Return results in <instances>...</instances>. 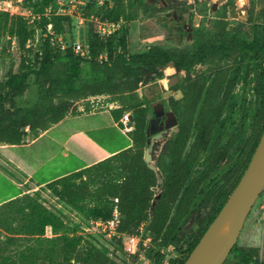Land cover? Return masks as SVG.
<instances>
[{"label":"trees","instance_id":"obj_1","mask_svg":"<svg viewBox=\"0 0 264 264\" xmlns=\"http://www.w3.org/2000/svg\"><path fill=\"white\" fill-rule=\"evenodd\" d=\"M133 5V0H106L102 5L97 0H86V5L79 8L84 19L80 26L85 33L82 43L87 46L84 56L74 53L72 43L62 50L54 44L55 38L63 40L65 29L75 19L58 14L57 0H23L22 8L29 13L28 19L0 13V41L6 36V46H14L19 54L17 70H8L0 81V145H22L28 134L35 139L66 117L91 112L88 102L91 98L104 97L107 104L117 105L110 110L116 124L129 112L134 122L129 132L131 147L44 187L88 221H109L116 208L119 234H134L144 225L150 244L143 257L149 264H183L236 186L257 146L264 129V100L258 106L256 137L242 158L241 173L233 180L224 173L221 179L207 181L200 178L203 170L191 177L196 158L182 160L191 119L190 114L181 112L180 132L176 141L168 145V160L156 163L163 179V186L156 193L155 173L143 160L149 141L151 106L156 97L140 96L144 88L140 77L156 72L174 61V57L157 45L143 52L129 48L132 23L137 19L131 10ZM95 20L120 23V26L102 38ZM49 25L52 34L47 31ZM33 51L35 57L31 59L29 55ZM2 52L0 46V60ZM28 78H32L35 92L32 103L25 107L13 105L14 98L28 87ZM9 102L12 107L4 109ZM205 163L202 167L206 170L216 166L212 156ZM189 220L195 223V229L182 239L180 231ZM47 228L51 238L45 237ZM0 229L15 235L6 239L7 245L25 237L37 243L20 252L18 261L4 256L1 264H126L128 258L138 257L124 252L121 237L105 240L99 247L84 240L74 234L64 217L49 212L37 196L28 194L0 205ZM114 242L120 255L116 258L110 256L109 250V244ZM173 253L177 256L168 257ZM230 258L231 264H264V231L261 247L236 244L227 260Z\"/></svg>","mask_w":264,"mask_h":264},{"label":"flooded vegetation","instance_id":"obj_2","mask_svg":"<svg viewBox=\"0 0 264 264\" xmlns=\"http://www.w3.org/2000/svg\"><path fill=\"white\" fill-rule=\"evenodd\" d=\"M133 1L142 31L174 57L158 69L169 73L156 81L161 93L150 95L157 133L148 138L161 134L165 144L157 163L168 160L186 112L191 130L182 160L196 158L191 177L203 170L200 178L207 181L224 173L233 180L256 137L264 100V0ZM211 156L216 166L206 170L202 164Z\"/></svg>","mask_w":264,"mask_h":264},{"label":"rangeland","instance_id":"obj_3","mask_svg":"<svg viewBox=\"0 0 264 264\" xmlns=\"http://www.w3.org/2000/svg\"><path fill=\"white\" fill-rule=\"evenodd\" d=\"M22 2L23 0H0V13L20 15L28 19L30 15L22 8ZM70 12L75 18L76 15L79 16L82 13L78 9V14L72 9H70ZM76 20L74 19L73 24L65 29L63 37L65 46L75 41L80 42V44H83L82 41L85 42V33L80 28L83 25H79ZM142 23L141 20L136 19L131 27L129 48L135 52L146 51L150 45L155 44L149 40V35L142 31ZM7 40L8 38L3 36L0 41V46L3 48L0 60V81L4 80L8 70L16 71L19 64V54L15 51L14 46L12 48L6 46ZM29 57L31 59L35 57V51ZM167 74L158 70L154 73L143 74L140 80L144 82V88L140 90V96L145 94L149 98L152 93L155 95L161 93L159 83L156 81L163 76H167ZM26 84L28 87L21 95L14 98L13 105L25 107L32 103L35 93L32 78H28ZM161 84L164 88L167 87L165 81ZM105 100L104 97L89 99L91 112L66 117L60 123L40 133L35 139L28 134L22 145H0V205L22 194L37 196L41 205L56 216L64 217L69 228L74 230V234L82 236L84 240L97 247L103 246L106 241L111 240L113 237L110 238L106 234L105 236L100 234L102 233L100 229L91 226L90 221L84 216L58 201L44 187L60 177L82 169L86 164L112 151H122L124 147L131 146V137L123 129L127 125L122 126L119 121L115 124L111 114L110 110L116 109L117 105L107 104ZM11 107L10 102L4 105V109H10ZM80 110H82V107H80ZM163 141L156 142L153 147L152 161L155 166L158 158L165 155ZM39 184H42L43 187H39ZM259 202L264 203L260 198L253 206L237 240L236 244L238 246L261 247L264 218L261 215L263 210L260 209ZM15 225L14 223L13 226ZM194 229L195 223L189 220L183 226L179 235L184 239ZM14 236L0 229V262L4 256L9 257L10 260L18 261L20 252L37 245L36 242L32 239L29 240L27 237L7 245L6 239ZM45 237H52L49 228L45 230ZM109 246L111 257L120 256L115 249V242L109 244ZM145 251H140L135 259L128 258L126 264H149L143 257ZM175 256H177L176 253L168 255V257ZM231 263L232 259L230 258L225 264Z\"/></svg>","mask_w":264,"mask_h":264},{"label":"water","instance_id":"obj_4","mask_svg":"<svg viewBox=\"0 0 264 264\" xmlns=\"http://www.w3.org/2000/svg\"><path fill=\"white\" fill-rule=\"evenodd\" d=\"M170 94L169 91L164 97ZM154 124L155 120H151L147 136L157 133V130L153 129ZM161 137V134L151 137L143 154L145 164L155 173L158 185L156 193L160 192L163 179L152 161V153L154 144ZM263 187L264 129L242 176L183 264H224L236 245L244 223L259 199Z\"/></svg>","mask_w":264,"mask_h":264},{"label":"built area","instance_id":"obj_5","mask_svg":"<svg viewBox=\"0 0 264 264\" xmlns=\"http://www.w3.org/2000/svg\"><path fill=\"white\" fill-rule=\"evenodd\" d=\"M106 0H97L98 5H102ZM109 1V0H107ZM57 4L59 6L58 9V14L61 15H69L73 16L71 14L70 9L75 10V12L78 14L77 9L84 7L86 5V0H57ZM75 18V16H74ZM77 19V20H76ZM92 19V17H91ZM75 20L79 25H83L84 19L79 15H76ZM96 21L97 24V32L98 34L103 38L106 36H109L110 34L114 33L115 31L118 30L120 23H109L107 21ZM47 31L49 34H52L51 31V26L49 25L47 27ZM63 40L61 37L55 38L54 44L59 47L61 50L64 49L65 45L63 44ZM72 50L74 51L75 54H78L80 56H84L87 52V46L80 44V42H72L71 44ZM119 123L124 126L127 125V127H123L124 130H126L128 133L133 129L134 122L131 118V114L129 112L124 113L122 117L119 120ZM262 198L264 201V187L262 189L261 195L259 199ZM258 199V200H259ZM257 200V201H258ZM115 203H117V200H114ZM260 203V209L263 210L261 212L262 218H264V203ZM118 224V216H117V210L114 208L113 210V215L112 219L109 221H101V220H96V221H90V225L94 226L96 229H100L103 236L107 237H116L122 238V244H123V250L125 253H127L130 256H136L139 254L140 251H145L147 247L150 244V237L146 236L144 234V226H140L134 234L131 235H121L117 232L116 227ZM102 229V230H101ZM162 252V251H161Z\"/></svg>","mask_w":264,"mask_h":264},{"label":"crops","instance_id":"obj_6","mask_svg":"<svg viewBox=\"0 0 264 264\" xmlns=\"http://www.w3.org/2000/svg\"><path fill=\"white\" fill-rule=\"evenodd\" d=\"M115 124H116V123H115ZM131 142H132V141H131ZM131 145H132V143H131ZM129 147H131V146H126V147H124V149H127V148H129ZM117 152H119V151H112V152L106 154L105 156H103V157H101V158H98V159H96V160H94V161H92V162L86 164L85 166L82 167V169L85 168L86 166H90V165H92V164H94V163H96V162H98V161H101V160H103V159H105V158H107V157H109V156H111V155H113L114 153H117ZM41 185H42V184H41ZM41 185L39 184L38 186H39V187H43V186H41ZM19 196H20V195H19Z\"/></svg>","mask_w":264,"mask_h":264}]
</instances>
